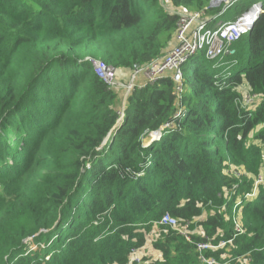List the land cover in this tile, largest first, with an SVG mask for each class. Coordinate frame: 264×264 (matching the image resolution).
<instances>
[{
    "label": "trees",
    "instance_id": "trees-1",
    "mask_svg": "<svg viewBox=\"0 0 264 264\" xmlns=\"http://www.w3.org/2000/svg\"><path fill=\"white\" fill-rule=\"evenodd\" d=\"M257 1L210 7L208 25ZM178 18L161 0H0V264H138L149 244L161 256L143 264H204L207 240L215 264H264V184L246 196L264 177V12L180 81L126 95L95 73V60L127 74L162 57ZM166 213L192 223L190 239Z\"/></svg>",
    "mask_w": 264,
    "mask_h": 264
},
{
    "label": "built area",
    "instance_id": "built-area-1",
    "mask_svg": "<svg viewBox=\"0 0 264 264\" xmlns=\"http://www.w3.org/2000/svg\"><path fill=\"white\" fill-rule=\"evenodd\" d=\"M213 1V0H212ZM211 1V2H212ZM215 3H210L206 9L195 11H179L177 14L178 24L175 32V39L168 51L160 58L145 64L140 65L131 74L129 81L122 83L120 78L115 76L110 79V72L108 65L102 60L93 61L95 73L104 79L113 87L126 88V95L136 86L145 85L148 82H154L158 78L168 74H172L176 81H180L183 76L182 66L188 59L194 56L201 50H204L209 59H216L231 52V45L234 41L239 39L242 35L248 33L259 15L264 12L262 2H254L246 11L237 16L234 20L219 21L214 27L208 25L210 16L207 12L210 7H221L224 3L222 11L225 12L232 4L240 0H215ZM178 75V78H176ZM177 91L182 92V87L179 85ZM250 101V98L247 99ZM182 114V112H181ZM124 116L122 114L121 118ZM164 130L155 131L150 133V139L145 143L149 145L152 140H160ZM231 174L239 181L233 185V189H238L242 182L241 173L231 167L229 168ZM264 184V177L260 176L255 182L253 190L246 193V196H254L258 192V186ZM161 224L170 225L179 234L186 236L190 239L192 232V223L190 221H183L180 223L179 219L169 213L163 215ZM235 228L240 229L239 222L235 219ZM224 244V243H223ZM210 247L217 249L219 245L212 244L211 241H201L197 243V249L201 254V260L204 264H215L216 260L207 258L203 252ZM138 249L134 248L131 252L132 261L141 263V257L138 255Z\"/></svg>",
    "mask_w": 264,
    "mask_h": 264
},
{
    "label": "rangeland",
    "instance_id": "rangeland-1",
    "mask_svg": "<svg viewBox=\"0 0 264 264\" xmlns=\"http://www.w3.org/2000/svg\"><path fill=\"white\" fill-rule=\"evenodd\" d=\"M162 1V4H163V6H164V8L168 11V12H170V13H178L179 11H188V10H183V9H180V8H176V7H174L173 5H172V3H170L168 0H161ZM212 1V0H211ZM211 3V2H210ZM209 3V4H210ZM224 3L225 2H223L222 3V8H223V5H224ZM226 4V3H225ZM227 10V9H226ZM225 10V11H226ZM192 11H195V10H192ZM168 48H170V47H168ZM131 74L132 73H130V72H127V74H123L120 70H116L115 71V76L117 77V78H120V80L122 81V82H124V83H126V82H128L129 81V77L131 76ZM14 136H13V134L11 133L8 137H7V139L8 140H10V139H12ZM149 140V139H148ZM150 245V244H149ZM150 247H152V245H150Z\"/></svg>",
    "mask_w": 264,
    "mask_h": 264
},
{
    "label": "crops",
    "instance_id": "crops-1",
    "mask_svg": "<svg viewBox=\"0 0 264 264\" xmlns=\"http://www.w3.org/2000/svg\"><path fill=\"white\" fill-rule=\"evenodd\" d=\"M138 255H150L154 257H160L161 254L154 250V248L150 247V245H146L144 249L138 251ZM143 264V263H141Z\"/></svg>",
    "mask_w": 264,
    "mask_h": 264
},
{
    "label": "water",
    "instance_id": "water-1",
    "mask_svg": "<svg viewBox=\"0 0 264 264\" xmlns=\"http://www.w3.org/2000/svg\"><path fill=\"white\" fill-rule=\"evenodd\" d=\"M216 1L213 0L211 3H215ZM140 65L136 64L135 69L138 68ZM108 70L110 72V79L113 77V74L115 72V68L113 66H108ZM176 78H178V75H176ZM123 120V117L119 120V123Z\"/></svg>",
    "mask_w": 264,
    "mask_h": 264
}]
</instances>
